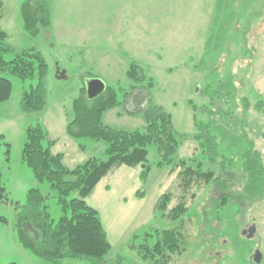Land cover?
<instances>
[{"label":"rangeland","instance_id":"rangeland-1","mask_svg":"<svg viewBox=\"0 0 264 264\" xmlns=\"http://www.w3.org/2000/svg\"><path fill=\"white\" fill-rule=\"evenodd\" d=\"M1 1L0 27L11 48L3 58L11 60L33 47L42 55L46 72L45 106L26 114L20 98L37 85V77L23 80L0 70V76L12 84L9 99L0 102V170L7 196V201H0V264H90L85 259L41 260L22 247L14 228L15 206L26 202L30 188L45 196L54 222L62 213L56 193L46 181H37L21 160L28 124L42 125L54 141L51 151L62 153L69 168L103 156V141L73 137L66 129L73 116L72 101L89 78L119 91L120 104L101 116L112 128L143 130L141 108L152 103L170 114L177 132L189 135L179 145L177 157L192 156L195 121L208 125L219 156L237 158L252 142L264 157V139L258 136L264 131V114L253 107L264 101V0H47L50 25L36 35L23 29L24 0ZM131 61L144 71V83L150 78L153 84L125 98L122 92L132 84L126 76ZM146 150V174H141L142 165H121L105 174L85 197L98 212L110 244L105 264L150 263L137 246L145 239L151 245L155 230L169 224L156 204L166 192L174 195L167 210L176 203V171L156 165L155 144H147ZM202 163L217 171L215 162ZM207 192L203 187L188 201L185 250L172 264H264V203L240 212L228 201L219 213L204 215L201 208ZM75 196L72 191L68 199ZM251 225L254 236L246 238L241 231ZM255 252L260 254L258 263L253 260Z\"/></svg>","mask_w":264,"mask_h":264},{"label":"trees","instance_id":"trees-1","mask_svg":"<svg viewBox=\"0 0 264 264\" xmlns=\"http://www.w3.org/2000/svg\"><path fill=\"white\" fill-rule=\"evenodd\" d=\"M1 8L0 0V11ZM20 16L23 29L30 35H36L40 28L47 29L50 25L47 0H24L20 5ZM6 40L7 33L0 27V70L23 80L37 77V85L24 91L20 98L23 113H37L45 106L44 59L32 47L17 52L11 60H5L2 54L11 51ZM126 76L132 84L128 91L122 92L125 98L153 84L150 78L144 83L146 75L135 61L129 63ZM11 88V81L0 76V102L9 99ZM81 90L82 93L72 101L73 116L66 129L73 137L90 136L96 141H103L106 147L102 157L93 156L69 168L64 164L62 153L51 151L54 141L48 139L39 122L28 124L25 129L21 160L31 169L37 181L49 184L57 195L62 212L54 222L45 204V196L35 187L28 189L25 203L15 206L14 228L18 240L32 254L51 263L85 259L90 264H105L104 256L110 244L98 212L86 203L85 197L105 174L121 165H142L141 174H146L149 169L146 145L149 143L155 144L159 155L156 165L168 166L171 171H176L178 194L174 197L176 203L168 210L167 204L174 195L166 192L159 197L156 207L164 212L169 224L165 229L155 230L151 245L145 239L137 246L142 258L151 261L148 264H172L182 255L188 237L184 229L188 201H192L201 188H208L201 208L204 215L219 213L228 201L236 205L240 212L264 203V157L252 142L237 158L219 156L217 139L209 132L208 125L195 121L197 132L192 135L196 142L195 150L189 158H180L177 157V150L189 135L174 129L170 114L161 106L148 103L141 108L146 122L143 130L115 129L104 124L101 116L105 110L120 104L119 91L113 86H106L101 94L89 100L85 87ZM253 107L264 114V101H257ZM258 136L264 139V131ZM6 146L9 144L6 143ZM8 152L7 147V156ZM202 160L215 162L217 171L204 168ZM189 161L196 165L189 164ZM1 178L0 172V201H7ZM72 191L77 196L68 199Z\"/></svg>","mask_w":264,"mask_h":264},{"label":"water","instance_id":"water-1","mask_svg":"<svg viewBox=\"0 0 264 264\" xmlns=\"http://www.w3.org/2000/svg\"><path fill=\"white\" fill-rule=\"evenodd\" d=\"M105 88H106L105 83L98 78H89L85 82V93L89 100L101 94L105 90ZM254 232H255V227L251 225L246 230H242L241 234L246 238H252L254 236ZM253 260L256 263L260 261L259 252L254 253Z\"/></svg>","mask_w":264,"mask_h":264},{"label":"crops","instance_id":"crops-1","mask_svg":"<svg viewBox=\"0 0 264 264\" xmlns=\"http://www.w3.org/2000/svg\"><path fill=\"white\" fill-rule=\"evenodd\" d=\"M0 172H1V170H0ZM40 258V257H39ZM41 260H43V259H41ZM47 262V261H46Z\"/></svg>","mask_w":264,"mask_h":264},{"label":"flooded vegetation","instance_id":"flooded-vegetation-1","mask_svg":"<svg viewBox=\"0 0 264 264\" xmlns=\"http://www.w3.org/2000/svg\"><path fill=\"white\" fill-rule=\"evenodd\" d=\"M246 230V229H245Z\"/></svg>","mask_w":264,"mask_h":264}]
</instances>
